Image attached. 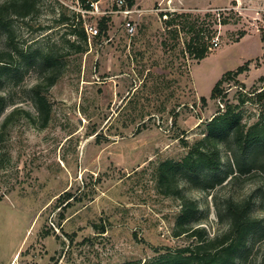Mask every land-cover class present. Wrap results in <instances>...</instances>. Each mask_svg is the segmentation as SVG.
I'll return each instance as SVG.
<instances>
[{"label":"rangeland","instance_id":"rangeland-1","mask_svg":"<svg viewBox=\"0 0 264 264\" xmlns=\"http://www.w3.org/2000/svg\"><path fill=\"white\" fill-rule=\"evenodd\" d=\"M35 1V14L7 18L11 37L0 27V51L13 56L0 74V126L14 112L0 142V264H144L194 245L174 235L180 200L160 192L156 169L166 159L181 161L186 142L203 138L226 108L210 98L213 86L248 61L247 71L223 84L225 100L237 104L250 95L241 121L249 127L264 120V100L254 95L264 87V0H135L127 16L136 23L133 36L115 0H97L99 12L96 1L90 10L81 0ZM102 16L111 19L100 35ZM197 33L208 44L202 60L188 51ZM215 37L219 45L211 49ZM46 55L62 67L45 91L52 115L41 128L34 86L49 75ZM237 156L226 136L220 176ZM247 170L207 190L200 188L206 173L181 180L208 236L228 228L229 198L252 197L251 214L264 226V148ZM262 232L240 264H261Z\"/></svg>","mask_w":264,"mask_h":264},{"label":"trees","instance_id":"trees-1","mask_svg":"<svg viewBox=\"0 0 264 264\" xmlns=\"http://www.w3.org/2000/svg\"><path fill=\"white\" fill-rule=\"evenodd\" d=\"M97 0H81L82 6L90 10L91 3ZM135 0H127L128 7H132ZM37 4L35 0H4L0 3V27L7 30L9 37L12 36L7 18L15 15L22 19L35 14ZM182 15H178L181 17ZM76 17L81 19L80 13ZM69 19L63 16L61 20ZM110 16H102L99 20V33L104 34L108 29ZM176 19L166 20L167 26H172ZM81 24V23H80ZM73 31L78 32L84 39L87 34L84 29L77 30L76 24H71ZM190 29H193L190 27ZM81 51V48H79ZM188 51L197 60H202L208 55V44L201 40L199 33L191 36L188 43ZM45 63L49 75L44 78V82L34 86L35 105L38 111L36 122L41 128L46 127L52 115V104L47 96V91L57 81V76L62 61L54 56L46 55ZM13 56L10 52L0 51V74H3L11 63ZM249 69V61L239 65L236 69L226 71L213 86L210 98L225 101V110H217L213 117L207 123V132L199 141L194 144H188L187 154L181 161L166 159L159 163L156 169L157 187L165 196H173L180 200V212L176 218L174 226V235H187L193 239L194 245L187 246L179 250V254H162L153 261H147L144 264H240L245 259L244 254L250 246V241L257 232L264 230L262 220L254 217L251 213L252 197L247 199L229 198L226 203L225 212L227 213L229 223L228 228L220 234L208 236L198 222L199 204L197 200L188 196L181 180L193 179L194 175L206 173L204 182L200 188L207 190L217 184H221L227 179L228 174L232 175L231 180H236L238 175L245 174L257 160L260 150L264 148V120L260 119L255 124L247 127L240 118L239 109L251 96L242 93L240 101L237 104L227 102L226 91L223 87L225 82L236 81L238 76ZM264 80V78H263ZM258 100H264V87L254 94ZM4 96L0 95V113L3 110ZM208 98L201 96V101L207 103ZM29 119V112H25ZM14 112L9 113L0 126V142H3L4 132L12 121ZM35 122V123H36ZM226 136H230L238 152L235 158H229L227 166L229 170L225 175L220 176L223 169L221 157V146L225 143ZM236 169V171H234ZM204 183V184H203ZM60 199V198H59ZM70 194L59 203L66 206L69 203ZM264 201V194H262ZM66 202V203H65ZM105 227L101 232H104ZM264 236V232H262ZM125 264H136L133 262ZM264 264V258L261 262Z\"/></svg>","mask_w":264,"mask_h":264},{"label":"built area","instance_id":"built-area-1","mask_svg":"<svg viewBox=\"0 0 264 264\" xmlns=\"http://www.w3.org/2000/svg\"><path fill=\"white\" fill-rule=\"evenodd\" d=\"M97 2V1H96ZM116 6H117V13H121L125 18L124 27L128 33L129 36H133L136 33V23H134V20H132L130 17H127L133 9L129 8L127 5L126 0H115ZM92 6L96 5L95 2L91 3ZM96 11L99 12L98 2L97 6H95ZM91 31L93 30V27H90ZM219 45V39L218 37H215L211 40V49H214Z\"/></svg>","mask_w":264,"mask_h":264}]
</instances>
